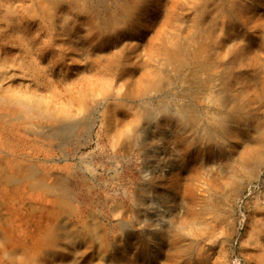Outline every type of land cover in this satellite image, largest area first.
<instances>
[{"label": "rangeland", "instance_id": "rangeland-1", "mask_svg": "<svg viewBox=\"0 0 264 264\" xmlns=\"http://www.w3.org/2000/svg\"><path fill=\"white\" fill-rule=\"evenodd\" d=\"M0 141V264H264V0H0Z\"/></svg>", "mask_w": 264, "mask_h": 264}, {"label": "crops", "instance_id": "crops-1", "mask_svg": "<svg viewBox=\"0 0 264 264\" xmlns=\"http://www.w3.org/2000/svg\"><path fill=\"white\" fill-rule=\"evenodd\" d=\"M56 178L60 179L59 176H56ZM31 183H35L34 190H30L31 185L34 186ZM51 184V180L45 176L40 167L31 165L21 155L18 157L17 155L16 157H11L6 153L3 147L0 148V208L3 209V215L0 213V225H4V245L5 247L10 246V249L6 248V250L10 252L9 260H11L13 252L19 250H21L20 252L23 251L19 249V247L13 248L12 246L14 244L21 245L23 241L21 236L15 235L13 232L14 223L13 215L11 214V212L14 211L13 208L17 210L21 209L23 204L27 205L29 192L31 191L39 193L45 191L49 193L50 191V194L55 196L57 190L61 189L62 186L57 188ZM13 205H15V207ZM38 250H41V248ZM9 260L7 261L10 262Z\"/></svg>", "mask_w": 264, "mask_h": 264}, {"label": "trees", "instance_id": "trees-1", "mask_svg": "<svg viewBox=\"0 0 264 264\" xmlns=\"http://www.w3.org/2000/svg\"><path fill=\"white\" fill-rule=\"evenodd\" d=\"M2 143H3V142H2V141H0V148H1V147H3V146H2Z\"/></svg>", "mask_w": 264, "mask_h": 264}, {"label": "bare ground", "instance_id": "bare-ground-1", "mask_svg": "<svg viewBox=\"0 0 264 264\" xmlns=\"http://www.w3.org/2000/svg\"><path fill=\"white\" fill-rule=\"evenodd\" d=\"M255 154V153H254ZM259 159H261V158H259Z\"/></svg>", "mask_w": 264, "mask_h": 264}]
</instances>
